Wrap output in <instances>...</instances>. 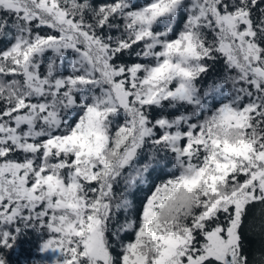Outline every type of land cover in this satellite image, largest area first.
Segmentation results:
<instances>
[{
    "label": "snow or ice",
    "instance_id": "1",
    "mask_svg": "<svg viewBox=\"0 0 264 264\" xmlns=\"http://www.w3.org/2000/svg\"><path fill=\"white\" fill-rule=\"evenodd\" d=\"M28 230L37 264H264V0H0V250Z\"/></svg>",
    "mask_w": 264,
    "mask_h": 264
},
{
    "label": "trees",
    "instance_id": "2",
    "mask_svg": "<svg viewBox=\"0 0 264 264\" xmlns=\"http://www.w3.org/2000/svg\"><path fill=\"white\" fill-rule=\"evenodd\" d=\"M144 0H139V3H143ZM128 59V58H126ZM131 59H136L134 56ZM224 74V69L222 64H217L209 69L207 75H205L201 81V87L205 88L209 83L213 81H219ZM168 113L178 114L177 110L167 108ZM182 110V109H181ZM159 112V110H157ZM171 166L163 167L161 170H157L152 173L149 177V182L146 184L140 185L139 189L134 191V193L129 197L134 204V207L131 209L130 215L135 217L136 211L140 206V202L143 201L144 197L149 193V189L152 187V182L159 183L160 179H167L169 175L172 174ZM159 178V179H158ZM121 188H118L117 191H120ZM124 218V214L121 213V219ZM130 238L128 234H125V239ZM43 236L33 230H28L22 233L20 239L17 242V247L12 250H0L4 251L9 264H37L38 261L44 259L38 253V247L40 245ZM251 246L254 250H259V240L256 237H250Z\"/></svg>",
    "mask_w": 264,
    "mask_h": 264
},
{
    "label": "rangeland",
    "instance_id": "3",
    "mask_svg": "<svg viewBox=\"0 0 264 264\" xmlns=\"http://www.w3.org/2000/svg\"><path fill=\"white\" fill-rule=\"evenodd\" d=\"M43 258L45 259V258H50V257H43Z\"/></svg>",
    "mask_w": 264,
    "mask_h": 264
}]
</instances>
